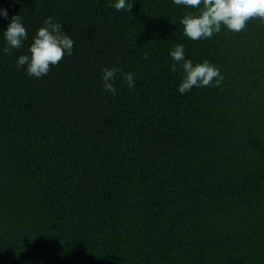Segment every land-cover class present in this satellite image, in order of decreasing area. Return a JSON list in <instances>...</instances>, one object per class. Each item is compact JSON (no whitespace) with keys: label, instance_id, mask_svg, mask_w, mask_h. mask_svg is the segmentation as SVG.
Instances as JSON below:
<instances>
[{"label":"trees","instance_id":"16d2710c","mask_svg":"<svg viewBox=\"0 0 264 264\" xmlns=\"http://www.w3.org/2000/svg\"><path fill=\"white\" fill-rule=\"evenodd\" d=\"M0 8L27 31L0 52V264H264V20L191 39L172 0ZM49 14L72 52L29 76L15 59ZM177 42L218 82L178 92ZM113 64L133 87H101Z\"/></svg>","mask_w":264,"mask_h":264},{"label":"clouds","instance_id":"9594fccd","mask_svg":"<svg viewBox=\"0 0 264 264\" xmlns=\"http://www.w3.org/2000/svg\"><path fill=\"white\" fill-rule=\"evenodd\" d=\"M111 7L119 10H130L133 0H109ZM176 5H182L183 15L179 18L183 33L191 38H204L220 30L221 24L227 29L239 31L252 20H264V0H172ZM0 16L7 19L2 28L3 46L0 52L8 53L12 48H19L27 36L26 27L18 13L9 15L6 8H0ZM73 36L64 30L62 23L49 14L43 18L27 45V50L19 53L15 59L17 67L23 66L29 76H42L50 65L56 64L63 55L71 54ZM168 55L175 63L170 68L176 69L177 63L182 69L177 91L183 93L193 85H207L213 77H217L219 68L207 58L193 62L185 56L184 44L177 42L169 49ZM119 73L122 82L129 88L134 86L133 72L124 70L119 65H104L101 68V87L108 92H117L114 83Z\"/></svg>","mask_w":264,"mask_h":264}]
</instances>
